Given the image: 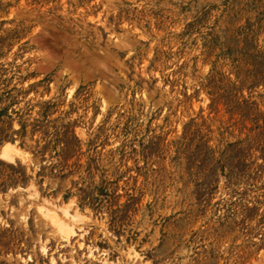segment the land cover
I'll list each match as a JSON object with an SVG mask.
<instances>
[{"label":"rangeland","instance_id":"1","mask_svg":"<svg viewBox=\"0 0 264 264\" xmlns=\"http://www.w3.org/2000/svg\"><path fill=\"white\" fill-rule=\"evenodd\" d=\"M50 257L264 264V0H0V264Z\"/></svg>","mask_w":264,"mask_h":264},{"label":"bare ground","instance_id":"2","mask_svg":"<svg viewBox=\"0 0 264 264\" xmlns=\"http://www.w3.org/2000/svg\"><path fill=\"white\" fill-rule=\"evenodd\" d=\"M44 210H45L44 207L40 206V212L42 213L43 216H45L49 219L48 221H50L51 224L53 225L54 231L56 234H58L60 237L63 236V238L64 237L70 238L73 234H75V232L72 230V228H70L69 224H67L61 218H59L55 212H53V211L46 212ZM24 220L27 222L28 217L24 216ZM41 251L46 256L48 255L47 248L42 247ZM50 262L52 264H56V259L53 257H50Z\"/></svg>","mask_w":264,"mask_h":264}]
</instances>
